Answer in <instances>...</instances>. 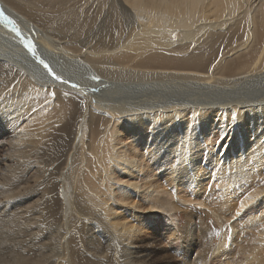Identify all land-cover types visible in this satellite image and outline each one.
I'll use <instances>...</instances> for the list:
<instances>
[{"label": "bare ground", "instance_id": "bare-ground-1", "mask_svg": "<svg viewBox=\"0 0 264 264\" xmlns=\"http://www.w3.org/2000/svg\"><path fill=\"white\" fill-rule=\"evenodd\" d=\"M0 13V264H264V0Z\"/></svg>", "mask_w": 264, "mask_h": 264}, {"label": "rangeland", "instance_id": "rangeland-1", "mask_svg": "<svg viewBox=\"0 0 264 264\" xmlns=\"http://www.w3.org/2000/svg\"><path fill=\"white\" fill-rule=\"evenodd\" d=\"M4 34L6 32L3 31ZM155 215L151 218L152 223L145 227L143 229L144 239L146 241H150L153 245L152 248L154 249V252L152 256L156 257L158 259V262L163 256H171V257H180V254L183 252V244H182V237H178L175 239L173 236H169L168 233V223L166 222V219L162 217ZM159 217V220H158ZM236 240H242L244 237L241 235H236ZM190 244L187 247H190L191 249L195 250L198 247V243L194 241L193 244H191L192 241H189ZM228 257V256H227ZM224 256H217V254L213 255V257H210V259L207 261V264H224ZM162 261V260H161Z\"/></svg>", "mask_w": 264, "mask_h": 264}, {"label": "snow or ice", "instance_id": "snow-or-ice-1", "mask_svg": "<svg viewBox=\"0 0 264 264\" xmlns=\"http://www.w3.org/2000/svg\"><path fill=\"white\" fill-rule=\"evenodd\" d=\"M0 16H3V14L0 13ZM3 19H4V21H5L6 23H8V24H12V26H13V30L18 31V29H16L15 24H13V22H12L10 19H8L7 16H3ZM26 43H27L28 47L30 48V50H32L33 53H34V52H35V49H34V47L32 46L31 41H26ZM40 62H41L42 64H44V67H45V68H48L49 72L51 73V69L49 68V66H48L43 60H41ZM52 74L54 75V77H55L57 80H60V79H61V77L56 76L55 73H52ZM93 79H99V77H93ZM73 87H78V85L73 84Z\"/></svg>", "mask_w": 264, "mask_h": 264}]
</instances>
